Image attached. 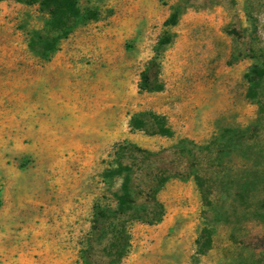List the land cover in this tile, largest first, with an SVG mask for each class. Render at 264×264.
<instances>
[{
    "label": "rangeland",
    "instance_id": "1",
    "mask_svg": "<svg viewBox=\"0 0 264 264\" xmlns=\"http://www.w3.org/2000/svg\"><path fill=\"white\" fill-rule=\"evenodd\" d=\"M77 2L46 60L0 0V264H264V0Z\"/></svg>",
    "mask_w": 264,
    "mask_h": 264
},
{
    "label": "trees",
    "instance_id": "2",
    "mask_svg": "<svg viewBox=\"0 0 264 264\" xmlns=\"http://www.w3.org/2000/svg\"><path fill=\"white\" fill-rule=\"evenodd\" d=\"M18 1L29 6L39 4L41 10L45 13L46 29L43 33L36 32V30L27 32L30 35L28 45L34 53H37V46L41 44L40 47H42V50L39 55H41L43 59L50 60L59 50L61 40L67 38L78 23L80 10L77 0ZM255 68L252 70L253 74L259 71V69ZM252 81H255V79H252ZM130 123L133 127L142 128L144 126H150L154 129V133L168 136L172 135V130L168 125L166 116L156 112L137 114ZM125 182L129 184L132 183V180L131 178H126ZM154 204L155 206L152 212H150L149 219L146 221H157L163 214V205L156 200ZM132 212L133 207H129L123 203L119 204V207L116 209L115 222L111 224L114 231V239L111 246L114 251L113 255L118 257L119 260L129 249L130 241L126 237V234L128 232V222L130 218L134 219ZM140 219L142 220L143 218Z\"/></svg>",
    "mask_w": 264,
    "mask_h": 264
}]
</instances>
